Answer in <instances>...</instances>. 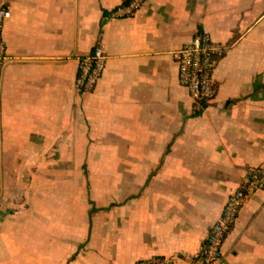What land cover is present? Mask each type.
I'll list each match as a JSON object with an SVG mask.
<instances>
[{
	"label": "crops",
	"instance_id": "crops-1",
	"mask_svg": "<svg viewBox=\"0 0 264 264\" xmlns=\"http://www.w3.org/2000/svg\"><path fill=\"white\" fill-rule=\"evenodd\" d=\"M126 1L0 0V264H187L264 163V0H146L111 17ZM201 32L226 50L198 105L173 53ZM99 44L103 75L78 92ZM217 264H264V184Z\"/></svg>",
	"mask_w": 264,
	"mask_h": 264
},
{
	"label": "built area",
	"instance_id": "built-area-1",
	"mask_svg": "<svg viewBox=\"0 0 264 264\" xmlns=\"http://www.w3.org/2000/svg\"><path fill=\"white\" fill-rule=\"evenodd\" d=\"M146 0H127L111 12V17L121 19L133 16ZM10 18V11L0 7V81L7 62V49L3 37L4 25ZM226 48L212 42L206 32L189 39L184 46L173 53L177 66L179 85L198 105L208 104L214 99L217 88L213 77L217 59ZM106 54L103 47L95 45L90 53L80 59L74 79V88L78 92H91L103 75ZM264 163L250 168L243 182L232 192L221 211L219 218L209 229L200 249L183 259L187 264H217L223 255V245L236 223L244 204L263 187ZM178 256L159 257L138 260L135 264H174Z\"/></svg>",
	"mask_w": 264,
	"mask_h": 264
}]
</instances>
